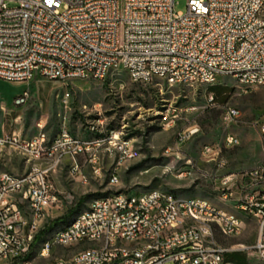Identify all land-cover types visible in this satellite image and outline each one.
I'll use <instances>...</instances> for the list:
<instances>
[{
  "label": "built area",
  "instance_id": "built-area-1",
  "mask_svg": "<svg viewBox=\"0 0 264 264\" xmlns=\"http://www.w3.org/2000/svg\"><path fill=\"white\" fill-rule=\"evenodd\" d=\"M175 7L176 0H0V80L102 82L125 72L139 85H206L209 103L216 102L209 88L223 79L243 95L264 88V0H189L186 13ZM239 115L229 107L223 120ZM104 143L120 161L138 156L132 142L117 135ZM94 144L68 131L54 140L43 130L30 138L0 136V150H16L29 166L23 175L0 173V264H236L226 259L230 249L217 234H242L237 213L159 189L94 199L34 249L52 210L63 207L55 172L69 161L75 177L77 158L85 154L98 164ZM225 144L235 147L241 140L230 135ZM119 178L117 168L109 184L119 186ZM242 179L250 186L239 188L235 175L223 179V199L227 204L240 189L238 211L262 220L257 244L245 249L264 264V163ZM77 246L83 249L54 256Z\"/></svg>",
  "mask_w": 264,
  "mask_h": 264
},
{
  "label": "rangeland",
  "instance_id": "rangeland-1",
  "mask_svg": "<svg viewBox=\"0 0 264 264\" xmlns=\"http://www.w3.org/2000/svg\"><path fill=\"white\" fill-rule=\"evenodd\" d=\"M188 1L176 0V12L186 13ZM219 85L234 90L225 104L209 103L206 85L172 86L162 81L139 85L125 72H112L102 82L0 80V136L17 132L30 138L43 130L54 140L68 131L94 142L92 152L98 158V164H90L88 154L78 156L80 171L75 177L70 175V163L55 172L53 181L63 207L52 210L33 248L67 226L92 200L115 192L159 189L177 197L207 199L224 208L223 179L240 178L264 160V88L243 95L230 79ZM229 107L237 108L240 115L227 123L223 116ZM110 134L130 140L138 156L120 161L119 155L109 154L104 140ZM230 135L241 144L226 147ZM208 148L212 152L207 153ZM94 167L100 168V174L94 173ZM117 168L120 185L112 187L110 176ZM28 170L26 158L16 150H0V173L23 175ZM68 214L66 220H58ZM80 249L60 248L54 256L68 257Z\"/></svg>",
  "mask_w": 264,
  "mask_h": 264
},
{
  "label": "crops",
  "instance_id": "crops-1",
  "mask_svg": "<svg viewBox=\"0 0 264 264\" xmlns=\"http://www.w3.org/2000/svg\"><path fill=\"white\" fill-rule=\"evenodd\" d=\"M66 163L70 162L67 161ZM263 163L264 160L256 167L260 166ZM256 167L252 168V170ZM238 182L239 188L245 189L247 186H250L251 180H243L242 177H238ZM261 189L264 190V186H262ZM240 191V189H236L235 195L231 199H229L224 208L229 212L237 213L239 215L243 222V232L240 236L234 238H226L218 233L217 241L221 245L230 249V252L226 255L227 260L233 262V258H239L241 261L240 263L236 262V264H259L257 253L253 250H246L245 248L253 247L257 244L260 237V225L262 220L259 217L250 216L244 212L238 211L237 206L239 204L238 197L240 195Z\"/></svg>",
  "mask_w": 264,
  "mask_h": 264
},
{
  "label": "trees",
  "instance_id": "trees-1",
  "mask_svg": "<svg viewBox=\"0 0 264 264\" xmlns=\"http://www.w3.org/2000/svg\"><path fill=\"white\" fill-rule=\"evenodd\" d=\"M210 91H213L215 93V101L220 102V103H227L232 92L234 91L232 88L226 87V86H213L211 88H209ZM72 213V211H71ZM68 217H70V215H66L62 218H59L58 220H66ZM40 238V235L36 238V241ZM35 241V242H36ZM34 247V246H33ZM240 263V262H238Z\"/></svg>",
  "mask_w": 264,
  "mask_h": 264
}]
</instances>
